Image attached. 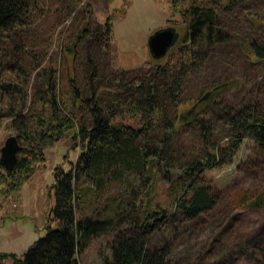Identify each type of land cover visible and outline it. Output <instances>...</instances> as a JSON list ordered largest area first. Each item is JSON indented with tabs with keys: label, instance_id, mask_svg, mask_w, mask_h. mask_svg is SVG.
<instances>
[{
	"label": "trees",
	"instance_id": "16d2710c",
	"mask_svg": "<svg viewBox=\"0 0 264 264\" xmlns=\"http://www.w3.org/2000/svg\"><path fill=\"white\" fill-rule=\"evenodd\" d=\"M238 1L246 0H169L179 36L168 53L176 57L167 62L151 53L152 75L134 80L141 67H120L113 78L93 52L80 69L76 63L79 45L87 47L95 38L103 49L108 46L114 20L127 13L128 0L103 25H91L90 10L82 7L85 25L73 44L60 49L70 65L66 77L53 53L43 65L45 58L33 49L37 18L48 0H0V125L8 120L24 152L12 172L0 162V181L21 187L57 143L78 152L68 169L54 168L47 233L22 255L0 252V264H168L169 247L152 248L149 237L175 216L193 220L215 206L213 187L199 182L200 174L234 163L246 138L264 154V112L246 103L228 111L226 140L211 135L206 109L227 112L221 93L227 83L198 98H182L186 75L202 61L204 49L229 41L219 15ZM79 5L80 0H62L54 19L63 23ZM244 47L264 66V43ZM34 78L43 94L32 93ZM186 125L197 130L174 146L173 136ZM172 167L179 170L176 179ZM116 186L118 193L109 194Z\"/></svg>",
	"mask_w": 264,
	"mask_h": 264
},
{
	"label": "rangeland",
	"instance_id": "374dc122",
	"mask_svg": "<svg viewBox=\"0 0 264 264\" xmlns=\"http://www.w3.org/2000/svg\"><path fill=\"white\" fill-rule=\"evenodd\" d=\"M123 1L80 0V5L60 23L53 16L62 0H48L37 18L38 44L33 47L45 58L43 65L53 53L54 61L61 66V74L66 77L70 65L60 49L73 44L85 25L82 7L90 10L91 25H103L115 8L123 6ZM128 2L127 13L114 20L106 51L95 38L87 47L79 45L78 68L93 52L113 78L120 73V67H141L134 80L152 75L149 39L161 29L176 27V18L170 16L169 0ZM219 23L230 34L229 41L204 49L202 61L186 75L182 98H198L204 90L227 83L221 92L222 108L226 106L227 112L214 107L206 109L211 135L226 140L231 128L225 117L234 106L246 103L264 112V66L251 60L249 49L244 47L251 41L264 43V0L236 2L232 10L221 11ZM175 54L168 53L166 61L170 62ZM67 84L68 81L62 82L65 88ZM30 86L32 93L35 90L44 93L38 79L34 78ZM235 108L239 111V107ZM172 111L175 113L173 107ZM195 130L192 125L183 126L173 136L174 146L185 143L184 139ZM11 135L18 136V132L8 127V120L4 119L0 125V150ZM77 153L65 142L57 143L48 150L47 160L21 187L14 190L9 183L0 181V252L22 255L47 233V213L55 202L54 193L49 195L54 168L61 164L68 169V160L74 161ZM178 171L176 167L171 168L175 179ZM3 172L0 170V174ZM181 177L185 178L183 173ZM198 178L199 182L213 187L215 206L193 220L171 218L150 235L149 246H168L171 252L168 264H264V154L246 138L234 163L209 169ZM184 181L187 183L188 179ZM119 187L111 189L109 194L118 193ZM256 202H261L260 207H254ZM58 225L57 220L52 222L53 227ZM97 250L101 251V247ZM90 252L95 253L96 248L91 247Z\"/></svg>",
	"mask_w": 264,
	"mask_h": 264
},
{
	"label": "water",
	"instance_id": "95a60500",
	"mask_svg": "<svg viewBox=\"0 0 264 264\" xmlns=\"http://www.w3.org/2000/svg\"><path fill=\"white\" fill-rule=\"evenodd\" d=\"M174 27H167L155 32L149 39V48L155 58L165 57L178 39ZM23 146L17 135L9 136L1 148L0 162L7 172H12L17 165L18 155Z\"/></svg>",
	"mask_w": 264,
	"mask_h": 264
}]
</instances>
